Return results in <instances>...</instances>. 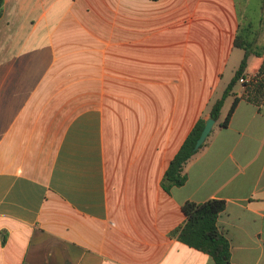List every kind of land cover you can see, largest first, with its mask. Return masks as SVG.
<instances>
[{"label":"crops","instance_id":"1","mask_svg":"<svg viewBox=\"0 0 264 264\" xmlns=\"http://www.w3.org/2000/svg\"><path fill=\"white\" fill-rule=\"evenodd\" d=\"M242 27L264 57L260 0H4L0 264H214L170 237L185 202L210 199L230 264H264V106L241 99L185 183L161 187Z\"/></svg>","mask_w":264,"mask_h":264},{"label":"trees","instance_id":"2","mask_svg":"<svg viewBox=\"0 0 264 264\" xmlns=\"http://www.w3.org/2000/svg\"><path fill=\"white\" fill-rule=\"evenodd\" d=\"M3 1L0 0V17L2 15ZM260 1L264 3V0ZM245 29V27L240 28L238 35L234 39V47L243 50L240 64L221 95L214 100L209 108V118L213 119L217 123L216 127L220 129L227 127L230 117L241 99L258 105L260 109L264 106V57L262 51L243 33ZM250 56L255 57L258 64L253 74L260 76V79L254 84H240L239 80L246 76ZM237 84L243 86V93L240 96L234 92ZM228 97L233 98L231 106L224 119L219 121L222 106ZM204 124L205 120L200 118L181 144L177 153L170 160L161 179V187L165 192L169 193L172 188L180 187L185 183L187 179V162L204 148L207 140L204 141L198 150L194 151L195 142ZM212 131L213 129L210 134ZM225 208L226 203L222 200L210 199L202 203L185 202L181 206L184 223L174 229L170 233V237L175 238L189 248L210 256L214 264H230L229 241L224 231L217 226V219Z\"/></svg>","mask_w":264,"mask_h":264},{"label":"water","instance_id":"3","mask_svg":"<svg viewBox=\"0 0 264 264\" xmlns=\"http://www.w3.org/2000/svg\"><path fill=\"white\" fill-rule=\"evenodd\" d=\"M215 125V121L211 118H208L206 121H205V124H204V127L198 137V139L196 140L195 142V145H194V151L198 150L199 147L204 143V141L207 139L208 135L210 134L213 126Z\"/></svg>","mask_w":264,"mask_h":264},{"label":"rangeland","instance_id":"4","mask_svg":"<svg viewBox=\"0 0 264 264\" xmlns=\"http://www.w3.org/2000/svg\"><path fill=\"white\" fill-rule=\"evenodd\" d=\"M250 5H252V7H254L256 5V0H248ZM239 54H240V59H242V56H243V52L242 51H239ZM253 60V59H252ZM239 64L235 61V64L233 62L230 63V65L228 66V68H232V67H237ZM227 75H229L227 73ZM229 81V79L227 80V82ZM229 83V82H228ZM241 89V85L240 84H237L234 88V92H238L239 90ZM229 107L228 104L225 105V109H227Z\"/></svg>","mask_w":264,"mask_h":264},{"label":"built area","instance_id":"5","mask_svg":"<svg viewBox=\"0 0 264 264\" xmlns=\"http://www.w3.org/2000/svg\"><path fill=\"white\" fill-rule=\"evenodd\" d=\"M260 79V76H258L257 74H251L248 76H245L244 78H241L239 80L240 84H254L256 83V81H258Z\"/></svg>","mask_w":264,"mask_h":264}]
</instances>
